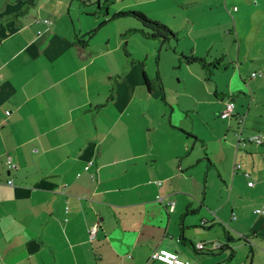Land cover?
Masks as SVG:
<instances>
[{
    "label": "crops",
    "instance_id": "crops-1",
    "mask_svg": "<svg viewBox=\"0 0 264 264\" xmlns=\"http://www.w3.org/2000/svg\"><path fill=\"white\" fill-rule=\"evenodd\" d=\"M35 1L0 3V261L169 264L151 257L166 249L191 264H245L240 251L264 264V213L233 222L230 200L211 202L204 184L188 182L205 137L183 112L198 115L208 101L188 87L168 97L161 82L162 102H148L151 77L115 61L120 44L74 43L105 17L77 28V0H66V13Z\"/></svg>",
    "mask_w": 264,
    "mask_h": 264
},
{
    "label": "rangeland",
    "instance_id": "rangeland-1",
    "mask_svg": "<svg viewBox=\"0 0 264 264\" xmlns=\"http://www.w3.org/2000/svg\"><path fill=\"white\" fill-rule=\"evenodd\" d=\"M224 1L77 0V28L80 24L84 28L92 27L94 17L90 13L95 11L97 17L107 19L90 41L95 48L104 46L106 39L112 47L120 44L112 52L116 62L120 60L128 65L134 61L138 74L144 67L153 83L148 102H162L158 88L161 82L167 88L168 97L171 90L182 91L188 87L196 93L194 96L208 101L200 106L203 111L198 115L183 112L187 124L191 126L193 122L192 127L205 137L196 142L194 153L198 148L199 156L192 155L194 166L188 182L198 188L204 184L211 202L230 200L235 215L233 222H239L242 216L243 221L239 223L245 226L253 217L263 216L253 209L264 202V142L247 140L243 144L241 137L264 132V0ZM99 4L106 6L107 16L104 8L97 7ZM67 7L66 0H44L41 9L55 8L66 13ZM122 10L143 11L149 18L169 26L176 33L177 41L169 38L162 43L160 38L145 37L139 30L143 28L140 21L116 14ZM41 14L44 15V10ZM190 53L207 61H218L217 67L186 62L182 55ZM253 71L260 76H252ZM198 73L206 86L198 80ZM177 98L189 103L184 95ZM217 98L233 102L230 115H221L222 108L215 103ZM199 116L204 118L203 122ZM205 154L213 161L207 164ZM234 163L239 167L232 173ZM246 173L250 174L253 185L247 184ZM244 255L240 251L238 261L245 260L248 264Z\"/></svg>",
    "mask_w": 264,
    "mask_h": 264
},
{
    "label": "trees",
    "instance_id": "trees-1",
    "mask_svg": "<svg viewBox=\"0 0 264 264\" xmlns=\"http://www.w3.org/2000/svg\"><path fill=\"white\" fill-rule=\"evenodd\" d=\"M98 1V0H97ZM98 8H104L105 15L107 14V8L105 5H97ZM235 7V6H234ZM95 12H92L90 14H94ZM117 15H129L137 19L141 22L143 28H139V30L143 33L145 37H151V38H160L162 43L167 41L169 38H173L175 41H177V35L174 31L170 29L169 26L165 25L164 23L149 18L146 13L140 10H122L118 11L116 13ZM107 19L102 20L99 25L105 23ZM98 26L94 27L93 29H90L83 35L75 34L74 43L77 45H80L82 47L86 46L88 44L89 39L92 37V35L97 30ZM184 60L188 63L190 62H198L202 67H205L207 65H212L214 67H217L218 61H207L206 58L196 56L192 53L187 55H182ZM249 141V140H248Z\"/></svg>",
    "mask_w": 264,
    "mask_h": 264
},
{
    "label": "built area",
    "instance_id": "built-area-1",
    "mask_svg": "<svg viewBox=\"0 0 264 264\" xmlns=\"http://www.w3.org/2000/svg\"><path fill=\"white\" fill-rule=\"evenodd\" d=\"M235 8V7H233ZM44 22L49 23L50 20L48 18H44L43 19ZM252 76H260V73H256V72H252L251 73ZM233 102L232 101H228L226 102V106L225 109L221 112L222 116H226V115H230L233 109ZM244 140H249V141H253L255 143H262L264 142V133L263 132H255L252 134H249L247 137H241V141ZM6 165L8 168H15V164L11 161V158L9 155L6 156ZM239 167V164H235V168ZM248 175V173H246V176ZM8 183H12L11 179L7 180ZM156 183H160L159 181H155ZM249 185L252 184L251 180H248L247 182ZM158 200H161V198L159 196H157ZM174 202L173 201H169L167 203L169 209H172ZM255 213H264V204L261 207L255 208L254 209ZM97 233V226L96 225H91L88 229V238L91 240L93 238H95ZM203 246L202 243H198L197 247L201 248ZM151 257L162 260L166 263L169 264H191L188 263L186 261H182L180 259L177 258V254L175 252L166 250V249H158L152 252ZM0 264H5L4 262L0 261Z\"/></svg>",
    "mask_w": 264,
    "mask_h": 264
}]
</instances>
